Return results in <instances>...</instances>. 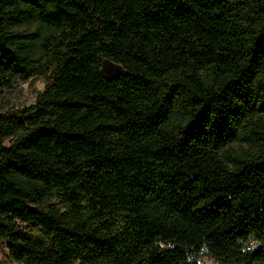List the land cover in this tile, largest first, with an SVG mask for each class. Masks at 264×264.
Here are the masks:
<instances>
[{"label": "trees", "instance_id": "1", "mask_svg": "<svg viewBox=\"0 0 264 264\" xmlns=\"http://www.w3.org/2000/svg\"><path fill=\"white\" fill-rule=\"evenodd\" d=\"M40 62L0 113L14 264H264V0H0V96Z\"/></svg>", "mask_w": 264, "mask_h": 264}, {"label": "rangeland", "instance_id": "2", "mask_svg": "<svg viewBox=\"0 0 264 264\" xmlns=\"http://www.w3.org/2000/svg\"><path fill=\"white\" fill-rule=\"evenodd\" d=\"M22 30L31 31L32 28L21 27ZM51 66L47 63H38L26 78H18L11 85L2 91L0 96V113H15L28 109L35 104L36 98L41 93L45 86L51 81ZM101 74L109 79L123 72L121 66L111 63L108 60H103L100 68ZM260 114L264 113V104L259 106ZM239 144H232L230 148L236 150ZM33 230V229H32ZM34 231V230H33ZM249 246L253 249L255 243L250 242ZM197 264H213L214 261L205 252L197 259ZM0 264H14L7 253L6 242L0 241Z\"/></svg>", "mask_w": 264, "mask_h": 264}]
</instances>
